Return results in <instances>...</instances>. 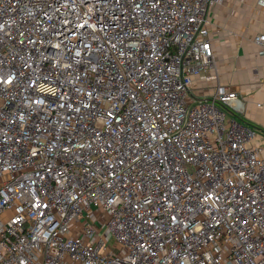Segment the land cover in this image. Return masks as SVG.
Returning a JSON list of instances; mask_svg holds the SVG:
<instances>
[{
    "label": "built area",
    "instance_id": "built-area-1",
    "mask_svg": "<svg viewBox=\"0 0 264 264\" xmlns=\"http://www.w3.org/2000/svg\"><path fill=\"white\" fill-rule=\"evenodd\" d=\"M225 2L0 0V264H264V145L208 86Z\"/></svg>",
    "mask_w": 264,
    "mask_h": 264
},
{
    "label": "crops",
    "instance_id": "crops-1",
    "mask_svg": "<svg viewBox=\"0 0 264 264\" xmlns=\"http://www.w3.org/2000/svg\"><path fill=\"white\" fill-rule=\"evenodd\" d=\"M212 30L218 81L208 86L213 88L220 83L241 95L246 113L237 118L254 126L258 141L263 142L264 65L254 38L264 33V11L256 7V0H227L215 9ZM209 87L195 82L196 92L201 96H208ZM227 115L234 117L229 112Z\"/></svg>",
    "mask_w": 264,
    "mask_h": 264
},
{
    "label": "rangeland",
    "instance_id": "rangeland-1",
    "mask_svg": "<svg viewBox=\"0 0 264 264\" xmlns=\"http://www.w3.org/2000/svg\"><path fill=\"white\" fill-rule=\"evenodd\" d=\"M238 114L239 115H242V116H245V114L244 113H240V112H238ZM237 114V116L239 117V115ZM261 129V128H260ZM263 130V132L262 131H260V132H262V133H264V129H262ZM259 132V131H258ZM258 134V133H257ZM258 137H259V135H258ZM258 143H261V144H263L264 145V141L263 142H260V141H257ZM6 217H4V220L6 221ZM106 232V228L104 227L103 228V230H102V233H105ZM111 245L113 246V243H111Z\"/></svg>",
    "mask_w": 264,
    "mask_h": 264
},
{
    "label": "water",
    "instance_id": "water-1",
    "mask_svg": "<svg viewBox=\"0 0 264 264\" xmlns=\"http://www.w3.org/2000/svg\"><path fill=\"white\" fill-rule=\"evenodd\" d=\"M227 110H228V109H227ZM228 112H229L230 114L234 115V113H233L232 111L228 110Z\"/></svg>",
    "mask_w": 264,
    "mask_h": 264
}]
</instances>
